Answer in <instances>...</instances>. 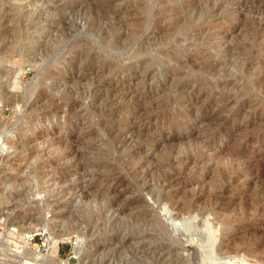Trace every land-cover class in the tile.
Listing matches in <instances>:
<instances>
[{
    "label": "rangeland",
    "instance_id": "obj_1",
    "mask_svg": "<svg viewBox=\"0 0 264 264\" xmlns=\"http://www.w3.org/2000/svg\"><path fill=\"white\" fill-rule=\"evenodd\" d=\"M178 207L264 258V0H0V264H195Z\"/></svg>",
    "mask_w": 264,
    "mask_h": 264
},
{
    "label": "bare ground",
    "instance_id": "obj_2",
    "mask_svg": "<svg viewBox=\"0 0 264 264\" xmlns=\"http://www.w3.org/2000/svg\"><path fill=\"white\" fill-rule=\"evenodd\" d=\"M166 205H168V204H166ZM164 208L166 209V207H164ZM197 216L198 215L196 213H191V212L184 213V212H182L181 208L178 207L176 214H174L172 217V219L174 220L173 224L175 225V228L177 227L176 229L178 231H183L185 233V235H187L185 243L186 244L191 243V244H194L196 246L195 264H221V262L223 261L224 258L232 256L228 252L229 251L228 249L237 251L236 254H234L232 257H237V258H240L243 260L251 259L250 258L251 256L248 253H245V252L240 253L238 248L233 247V249H232V247H231L232 241H229V242H226L225 240L217 241V237L214 236V234L212 232V230L213 231L216 230V227L213 226L212 223L208 222V219H207L208 216L206 218L201 217L200 219L196 220ZM26 222H28L26 226L22 227L21 225H18L17 229L14 231L18 232L19 236L17 237V239L19 241H21V244L28 246L29 241L31 239V234H29V233L34 231V227L37 226L38 220H35L34 223H30L31 220H27ZM32 224H33V227L31 226ZM161 225H163V224H161ZM212 226H213V229H211ZM160 230H161V235L168 233L166 228H164L163 226L160 227L159 231ZM61 233L52 235L51 241L48 245V251L46 252L47 256H49L51 258H54L57 256L58 244L62 240V238H64L66 236L64 233L63 234H61ZM222 248H225V249H222ZM262 253H263V251H262ZM20 255L21 254H19V256ZM40 255L44 256V254H41V252H40ZM248 256H250V257H248ZM262 257H264V255ZM36 258H28L26 256H20L18 262L20 264H40L41 258L38 261L36 260ZM253 258L255 259V260H253L255 262V264H264V258H261V257L257 258V256L253 257ZM43 259L44 258H42V260ZM46 259H47V261H46ZM51 261H52L51 259H48L46 257L44 262L50 263ZM91 264H94V262ZM95 264H103V263H100V261H98Z\"/></svg>",
    "mask_w": 264,
    "mask_h": 264
},
{
    "label": "built area",
    "instance_id": "obj_3",
    "mask_svg": "<svg viewBox=\"0 0 264 264\" xmlns=\"http://www.w3.org/2000/svg\"><path fill=\"white\" fill-rule=\"evenodd\" d=\"M221 264H255V262L251 259L243 260L237 257L230 256V257L224 258Z\"/></svg>",
    "mask_w": 264,
    "mask_h": 264
}]
</instances>
